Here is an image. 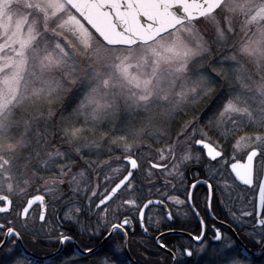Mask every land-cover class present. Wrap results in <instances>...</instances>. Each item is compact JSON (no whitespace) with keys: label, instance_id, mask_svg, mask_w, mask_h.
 <instances>
[{"label":"rangeland","instance_id":"obj_1","mask_svg":"<svg viewBox=\"0 0 264 264\" xmlns=\"http://www.w3.org/2000/svg\"><path fill=\"white\" fill-rule=\"evenodd\" d=\"M209 49L224 51L227 59L237 64L235 95L211 119L216 134H226V126L241 128L243 134L233 136L225 145L228 159L243 156L251 147L264 149V0H224L200 20L184 22L150 43L132 47L105 45L63 0H0V143L16 128L19 143L14 147L20 149L0 152V193L22 202L34 193L57 191L62 183L93 190L104 167L112 171L120 164L119 156L99 159L112 150L102 148V140L88 138L85 133L49 151L51 137H41L38 126L43 120L52 121L50 94L68 80L62 97L70 108L63 122L73 127L80 122L92 130L105 123L109 130L126 132L134 140L121 148L128 155L139 149L137 139H161L165 126L176 124L187 106L212 97H207L205 80L189 74L190 64ZM196 131L200 133L197 126L188 129L193 136ZM41 140L43 145L37 149ZM179 147V142L173 141L170 149ZM25 148L32 153L31 159L39 155L68 165L63 161L66 156L78 166H68L52 180L14 174L11 166ZM85 157L99 159L97 172L87 177L82 172ZM169 157L158 155L155 162ZM151 160V155L141 152L139 164L148 166ZM32 218L30 215L29 223ZM230 242L225 238L223 244ZM201 247H192V263L210 264L212 247L203 257L198 255ZM240 264H264V258L252 262L240 257Z\"/></svg>","mask_w":264,"mask_h":264},{"label":"flooded vegetation","instance_id":"obj_2","mask_svg":"<svg viewBox=\"0 0 264 264\" xmlns=\"http://www.w3.org/2000/svg\"><path fill=\"white\" fill-rule=\"evenodd\" d=\"M176 124H174V126ZM176 129L177 132L172 135V138L174 141L179 142L180 147L170 149L173 142L169 145V149H167V147L161 149H155L154 147H152L151 149L148 150L150 151V155L152 159L149 162L148 166L139 164V158L135 155V153L128 154L136 159L137 167L135 169L134 174L132 175V178L127 180V183H125L117 191V193L110 199V201H108L104 205L102 209H100V211L95 212V216L93 217L94 221L96 220L106 221V223L100 225L101 227L107 228L106 227L107 223L111 222L108 226L110 227L114 223L118 222L117 220H122L124 218L135 220L136 216L139 214L143 205L148 200L161 201V203L163 204V207H161V205L159 204H150V206L147 208V211L145 212V218H146V223H148L149 225H154L157 218L163 219L164 214L167 213L168 211L175 212L177 209L174 205H170L168 203V198L171 197L174 201L179 199L177 192L179 191L181 184L183 182L180 177V173L186 171V179L188 185L193 183L194 179L205 178L204 176H200L198 172H201V174H203L204 166L208 164L209 161L203 159L202 149L196 146L197 139L206 141L207 143H209L210 145L214 146L216 149H219L224 153L223 157L217 160L216 164L214 165V167L219 168L220 170V173L217 177V182L221 184L227 183L231 186L233 190V197L235 198L236 204L241 209L242 213L251 212L258 215L259 209L257 208V204H256V194L263 174L264 149H260L259 147H251L250 149L247 150V152L243 156L230 160L228 159V154H227L228 149H226L225 144L223 142L217 143V141L215 140L213 141L209 139L207 134L203 132V128L199 127L200 133L194 136L188 133L187 125L185 122L179 124ZM164 135L166 136L165 133L162 136ZM187 145L189 146V148H187ZM257 148L261 150L262 155L257 160L255 175L253 176L252 174V180L250 184H241L235 179L228 166L233 161L243 162L248 152H250L252 149H257ZM164 154H168V155L170 154L169 159L163 160L162 163L155 162L156 158H158V155H164ZM176 155H178L179 157L178 159L175 158ZM189 155L192 157V159L190 162H186L185 157ZM126 156L127 155L119 156L121 157V162L119 165H116L115 170L112 169L111 171L110 167H104V170L101 172V174L97 176L98 177L97 180L95 179L94 189L92 193L89 196L85 197V202L91 200L93 209H95V205L97 204V202L102 197L106 196L111 190V188L129 172L130 170L129 165L124 160ZM197 156L201 157V163L199 164L196 163ZM225 161L227 162V164H225ZM132 172L133 170H131V173ZM174 185L176 189L175 191L173 190ZM97 191L101 195L97 199H95ZM204 191L205 189L203 186L197 189L198 192L197 205L201 207L202 204L201 201L199 200V194L203 193ZM3 195L9 197L11 203H10L9 211L0 212V224L3 225V227H0V243L3 241L6 235V231L8 229H15L17 232H19L20 239L24 244L25 239L27 240L29 237H31L30 233L33 232L32 230L34 229V226L36 225L38 227V224L36 223L35 225L33 222L29 223V217L30 215L36 216L37 223H39V206L35 205L34 207H32L31 210L28 212V214L25 216L26 217L25 219V217L22 218L20 216V211L23 208L26 200L24 202H20V201L17 202V200L14 197L7 194H3ZM216 196L219 199L218 191L216 193ZM125 201H130L132 203L126 204ZM73 202L79 203L78 200H74L69 203L67 202L65 206H60L59 208L61 210V214L63 213L64 207H67L70 203ZM263 203H264V199H263ZM3 205H4V201L0 199V207ZM46 210H47L48 220L46 221L44 226L39 225L37 230L39 234L37 235L39 236L40 239L34 240L36 246L39 247L33 246L34 248L33 247L32 248L36 249L34 252L32 250H29L24 244L25 247L30 252L41 256L50 255L56 252L60 247L58 243H53L52 241L48 242L47 239L41 240V238L44 236H50L49 234L52 235V240L58 239L59 223L56 219V211L54 210L52 216L49 217L48 200H47ZM180 211L184 212L186 211V209L181 208ZM217 211L221 217L224 216L223 211H220L219 209H217ZM110 216H112L113 219L110 218ZM253 219H255V216L253 217ZM16 222L17 223L20 222L21 226L17 225ZM246 223L251 224V220L246 221ZM52 225H55L56 230L49 229V227ZM26 226L30 228L31 231L26 230ZM93 226L95 227V223ZM172 227L175 229V231L173 232H168L166 229H161V231L165 232L164 239H166L169 242L170 249L175 248L180 253L179 254L180 257L179 258L177 257V264H193L192 261L194 259V251H193V255L189 257L184 254L183 250L189 247L190 245L192 248L194 244H191V241L188 240L187 236L175 233L176 231L181 232V225L179 223L172 225ZM228 229L231 230L229 235L234 237L232 233L233 230L236 233V235L240 238V240L243 242V244L253 252L259 251L264 244V237L257 235L253 238L251 236L250 229H245L243 227H239L231 224L226 225L225 230L227 231ZM190 231H198V229L195 228L194 226L184 225V232L188 233ZM72 235L75 236L77 242L81 246L88 245V246L97 247L98 244L101 242V240L104 238V236H100L98 239L89 240L86 237H81L75 231H73ZM152 235L154 236L156 235V233L153 232ZM116 236H119V234L117 233ZM138 236H141L139 231H137L135 236L130 238H136ZM211 237H212L211 223H209L208 240H210ZM108 239L104 242L103 245L97 248V251H100L101 248H108L109 246H111L106 244ZM8 242H10V244L12 245L16 244L19 247V244L17 243L15 237L9 239ZM210 246L211 245H209V247ZM2 251L3 249L0 250V253ZM128 251L132 256L130 249H128ZM70 252H71V246L67 249L61 248L60 251L55 253V255H53V257H51L49 261H45V262L30 261L21 253V251H20V255L23 258L27 259L28 264H60L62 258L68 255ZM169 257H170V262L168 264H171L172 258L171 256ZM242 257L246 259L249 258V260L251 261L264 258V247L261 253L257 256L248 257L247 255L244 256L242 254ZM123 258H124V262L127 264L126 257L123 256ZM71 264H77V262L73 261L71 262Z\"/></svg>","mask_w":264,"mask_h":264},{"label":"snow or ice","instance_id":"obj_3","mask_svg":"<svg viewBox=\"0 0 264 264\" xmlns=\"http://www.w3.org/2000/svg\"><path fill=\"white\" fill-rule=\"evenodd\" d=\"M196 144L203 151V159L209 161V163L204 166L203 174L198 172L200 176H204L205 178L194 179V182L188 185L186 171L180 173L183 182L177 192L179 199L174 201L171 197L168 198V203L174 205L177 210L175 212L168 211L164 214L163 219L157 218L154 225L146 223L145 218V212L150 206V202L144 205L135 220L124 218L122 220H117L118 222L107 228L100 226L106 223V221H94L93 217L95 216V212L100 211L111 197L99 201L95 205V209H93L91 200L86 201L85 207L83 208L78 204L64 207L62 214L58 207L55 210L56 219L59 223L58 239H54L52 242L58 243L62 249H67L71 246V252L62 258L60 264H71L73 261H76L77 264H121L119 258L126 256L130 248L129 239L135 236L137 231L141 234V238L136 240L137 244L145 247L148 241H152L156 249L160 252H166L168 256L172 257L171 264H177V256L175 255L177 249H170L169 242L164 239L165 232L161 231V229H166L168 232H173L175 229L172 225L177 223L181 225L182 234H184V225L194 226L198 229V231L188 232L187 236L191 244L202 245L198 250V255L201 257L206 255L209 245H211L213 252L211 253L210 264H240L242 253L239 251L238 241H236L233 236L229 235L230 229L227 231L225 230L226 225L231 224L250 229L253 238L257 235L264 237V203L260 205L258 215L251 212L242 213L233 197L231 186L227 183L221 184L217 182L220 170L214 167V165L217 160L223 157L224 153L219 149L213 148L212 145L207 144L203 140L196 141ZM261 155V150L257 148L249 153V157L247 158L251 160L253 176L255 175L257 160ZM191 159L192 157L190 155L185 157L186 162H190ZM196 163H201L200 156L196 157ZM225 164H227L226 161ZM136 167L137 165L133 161V172L129 174L127 179L132 178ZM228 167L234 168V165H229ZM233 175H236L238 179H243L234 171ZM124 183H127V180ZM202 186L205 191L199 194V200L202 204L201 207L197 205V189ZM173 190H176L175 185L173 186ZM217 191L219 192V199L216 196ZM125 203L128 204L132 202L125 201ZM156 203L163 207L161 201H156ZM181 208L186 209V211L181 212ZM217 209L224 212L223 217L218 214ZM254 216L255 219H253ZM47 220V210H45V213L39 218V224L44 226ZM249 220H251V224L246 223V221ZM94 223L95 227L93 226ZM209 223H211L212 232L210 240H208ZM26 230L31 231L27 226ZM73 231L89 240L98 239L100 236H104V239L107 240L109 237L116 236L118 233L119 236L117 238L121 243L111 245L108 248H101L100 251H97V247L99 246H81L77 242L75 236L72 235ZM153 232H155L156 235L153 236ZM13 237H15L18 243L20 240L19 232L15 229H9L3 242L0 243V250L4 249L8 240ZM225 238H228L231 242L223 244ZM20 251L25 257H28L26 250L21 249ZM244 251L247 250L245 249ZM183 252L189 257L193 255L191 245L185 248ZM5 255L8 257L7 264H25L24 260L17 259L18 253L16 245L9 248ZM0 264H4V258L2 256H0Z\"/></svg>","mask_w":264,"mask_h":264},{"label":"trees","instance_id":"obj_4","mask_svg":"<svg viewBox=\"0 0 264 264\" xmlns=\"http://www.w3.org/2000/svg\"><path fill=\"white\" fill-rule=\"evenodd\" d=\"M201 18L197 19L200 20ZM193 20V21H197ZM98 38V37H97ZM227 42V40H226ZM224 42V43H226ZM218 42H215L216 44ZM229 43V42H228ZM213 47V45H212ZM216 47V45H215ZM218 48V46H217ZM217 50V49H216ZM211 51L209 49L205 54H203L201 57H198L195 61H193L189 66V74L191 76L196 74L195 76H191L192 78L201 77L205 80V87L206 90L209 91L208 96L210 97L209 100H204L203 102L200 101L191 107L187 106L186 110L183 112L185 115L181 114V117L177 124L170 126H165L164 132L166 136L164 135L161 139H158L156 141H151L152 139L148 137H142L137 139V142L140 143L139 149L137 148V152H135V155L140 158L141 152L146 151V155H150L149 149L154 147L155 149H161L168 147L174 140L172 138V135L177 132V126L181 123H186L187 130L191 126H197L198 130L199 127L203 128V132H205L209 139L215 140L218 142H223L225 145L228 144L230 141L234 138L239 137L242 135L241 128H237L235 130H230V126H226L224 132L226 134H216L215 130L211 124V119L215 116L216 110H220L222 105L225 103L227 99H229L234 94V88L237 85V73L234 71V69L237 68V64L231 63L227 57V53H223L224 51L221 50ZM207 66V67H206ZM239 75L238 77H240ZM242 77V76H241ZM69 83V80L66 84L62 85L59 91H56L54 94H50V102H49V109H50V118L53 121V124L47 120L38 126V132L41 135V137L46 138L48 135L51 137L49 151H52L54 146L62 145L61 143L67 144L69 140H77L79 139L78 135L81 133H85L88 138H96V140H102L101 141V147L107 148L110 147L112 151L107 152L105 151L104 154H101L99 156V159H103L105 157L109 156H124L125 153L122 151L121 148L124 147V145L131 141V143H134V140H131L126 132L118 131V130H109L106 128L105 123H102L100 126V129L98 130H92L90 125H85L79 122L77 126L73 127L74 124H70L69 122H63L62 117L65 112L69 111L70 105L68 101H65L62 97V95H65V88ZM76 85V84H74ZM213 94V95H212ZM199 98V97H198ZM206 101V103L203 105V103ZM46 110H43V112L46 113ZM50 122V123H49ZM208 122L210 125H208ZM53 125V126H52ZM209 126V127H208ZM44 127H47V130L44 129ZM170 127V128H169ZM256 128V127H255ZM259 129V128H257ZM244 130V129H243ZM251 131V130H250ZM254 129L252 130V132ZM52 133V134H51ZM199 131L195 132V135H197ZM245 133V132H244ZM254 133V132H253ZM51 134V135H50ZM90 134V135H89ZM264 134V133H263ZM220 135L221 137H219ZM18 131L16 128H12L9 132V137L7 140H3L0 143V152L1 153H10L11 151L14 152L15 150H18V147H14V145H18L19 140L17 141ZM40 137V136H39ZM101 138V139H100ZM46 142V141H45ZM44 142V145H45ZM42 140L39 141V144L37 146V149H40L42 144ZM109 143V144H108ZM53 146V147H52ZM20 150V149H19ZM18 150V151H19ZM106 150V149H105ZM39 151V150H38ZM40 152V151H39ZM130 154H133L131 152ZM12 155V154H11ZM32 153L30 150L26 151V148L23 151L19 152V156L16 157V162L11 166V170L14 174H19L21 172V175L23 174H31L35 175L37 181H40L42 179L45 180H52L59 176L61 172L67 171V167H71L72 164L75 166H78V163H74V160H68V157H64L63 161H68V165L65 163L61 164V160H51V159H43L42 157L36 156L35 159H31L33 156H31ZM41 156V155H40ZM39 157L40 163L37 161V158ZM41 158V159H40ZM93 158V157H92ZM91 157H85L84 160V167L82 169V172H85V176L91 175L98 170V164L99 159L94 161ZM22 178H19L20 181ZM94 189V187H93ZM93 190H91L90 186L84 187L81 190V187L76 186H67L66 183H62V187L57 188V191L51 192V193H45V197L48 200V213L49 217L52 216V213L54 210H56L60 206H65L67 202L69 203L70 200H78V205H81V207H85V197L89 196L92 193ZM101 194L98 193L95 196V199H97ZM54 199V201H53ZM25 199L22 201L24 202ZM32 222L37 223L36 216H33ZM38 227L35 225L33 232L30 233L31 237H29L27 240L25 239V245L29 250H32L35 252L36 249H33L36 246L34 243L35 239H40L37 234ZM19 229V228H18ZM50 230H56L55 225H52L49 227ZM21 231V230H20ZM50 236H44L41 238V240L47 239L48 242L52 241V235ZM51 237V238H50ZM118 236L110 237L107 241V245H117L120 244L121 241L117 238ZM138 238H141V236H138L136 238H130L129 244H130V251L132 256L135 260L142 264H168L170 262V257L165 252H160L158 249L154 247V244L152 241H148L145 247H142L140 244L136 243V240ZM166 240V239H165ZM143 243V239H142ZM16 245V244H13ZM8 242L3 249V251L0 253V256L4 258V264H7L8 257L5 255L7 250L13 246ZM34 246V247H33ZM33 247V248H32ZM17 248V259L24 260L25 264L27 263V259L23 258L20 255L19 247L16 245ZM179 250V249H178ZM38 252V251H37ZM41 253V252H39ZM179 251H176V255L179 258ZM147 257V258H146ZM243 258V257H241ZM121 261V264L124 263V258H119ZM246 259V258H243ZM249 260V259H246ZM261 260V259H260ZM251 261V260H249ZM258 261L254 260L252 262Z\"/></svg>","mask_w":264,"mask_h":264},{"label":"water","instance_id":"obj_5","mask_svg":"<svg viewBox=\"0 0 264 264\" xmlns=\"http://www.w3.org/2000/svg\"><path fill=\"white\" fill-rule=\"evenodd\" d=\"M74 12L91 28V30L108 46H124L131 47L136 44H147L154 41L161 35L166 34L178 25L189 21L201 18L207 14L215 11L224 0H64ZM198 141V140H197ZM204 141V140H203ZM206 142V141H205ZM207 143V142H206ZM209 144V143H207ZM210 145V144H209ZM197 146V144H196ZM198 147V146H197ZM200 148V147H199ZM213 148H215L213 146ZM242 161H233L229 165H234L230 168L243 179H235L241 184H250L252 180L251 160L247 159L249 153ZM129 165V172L119 180L109 191V193L102 197L99 201L106 198L113 197L117 191L128 180V176L133 170V161L137 165V161L133 156H126L124 158ZM110 198V199H111ZM0 199L4 201V205L0 207V212H7L10 209L9 197L0 194ZM110 199L108 201H110ZM264 199V165L263 174L256 194V204L259 209ZM98 201V202H99ZM97 202V203H98ZM150 204H157L156 200H148L145 202ZM144 204V205H145ZM39 206V218L45 213L47 208V200L44 195L35 193L26 198L25 204L20 211V216L25 217L32 207ZM143 205V207H144ZM160 205V204H159ZM142 207V208H143ZM3 227V225L0 224ZM9 230V229H8ZM6 231V233L8 232ZM176 234L187 236V233L176 231ZM234 238L238 241V247L242 254L248 257H254L261 253L262 248L253 252L246 247L238 238L236 233L232 230ZM188 237V236H187ZM106 240L103 238L98 244L100 247ZM3 242V241H2ZM1 242V243H2ZM20 250L24 249L28 253V259L32 261H49L55 253L50 255H36L30 252L21 239L18 242ZM97 247V248H99ZM247 251H244V250ZM22 253V252H21ZM23 254V253H22ZM126 260L129 264H141L127 251ZM172 258V257H171ZM172 262V261H171Z\"/></svg>","mask_w":264,"mask_h":264},{"label":"bare ground","instance_id":"obj_6","mask_svg":"<svg viewBox=\"0 0 264 264\" xmlns=\"http://www.w3.org/2000/svg\"><path fill=\"white\" fill-rule=\"evenodd\" d=\"M239 238V237H238ZM240 239V238H239Z\"/></svg>","mask_w":264,"mask_h":264}]
</instances>
